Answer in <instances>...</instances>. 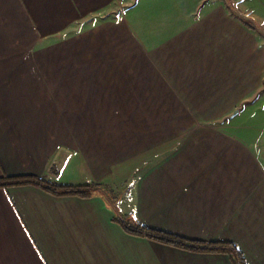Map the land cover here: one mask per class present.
Segmentation results:
<instances>
[{
  "label": "crops",
  "instance_id": "0c3cea01",
  "mask_svg": "<svg viewBox=\"0 0 264 264\" xmlns=\"http://www.w3.org/2000/svg\"><path fill=\"white\" fill-rule=\"evenodd\" d=\"M0 264H264V0H0Z\"/></svg>",
  "mask_w": 264,
  "mask_h": 264
},
{
  "label": "trees",
  "instance_id": "16d2710c",
  "mask_svg": "<svg viewBox=\"0 0 264 264\" xmlns=\"http://www.w3.org/2000/svg\"><path fill=\"white\" fill-rule=\"evenodd\" d=\"M20 184H36L56 194H79L86 197L94 195L98 188L97 184H54L36 176H12L0 181V186ZM115 220L120 222L131 234L146 236L153 240L194 251L229 253L235 264H249L243 251L234 242L224 241L205 243L190 240L173 233L150 228L141 223L131 224L122 213H119L115 217Z\"/></svg>",
  "mask_w": 264,
  "mask_h": 264
}]
</instances>
